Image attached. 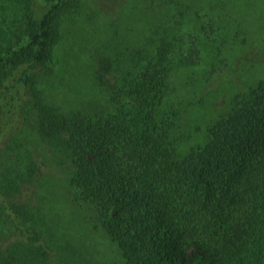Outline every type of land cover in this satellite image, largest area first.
I'll use <instances>...</instances> for the list:
<instances>
[{"label":"trees","instance_id":"16d2710c","mask_svg":"<svg viewBox=\"0 0 264 264\" xmlns=\"http://www.w3.org/2000/svg\"><path fill=\"white\" fill-rule=\"evenodd\" d=\"M9 1L20 12L0 17V264H103L100 248L112 264H264V81L205 130L183 121L203 93L215 97L214 82L235 85L264 62V0H145L161 24L139 41L129 25L114 35L74 109L44 85L69 27L93 8ZM188 23L197 34L181 49L170 27ZM31 144L65 179L58 213L26 199L44 166Z\"/></svg>","mask_w":264,"mask_h":264},{"label":"rangeland","instance_id":"374dc122","mask_svg":"<svg viewBox=\"0 0 264 264\" xmlns=\"http://www.w3.org/2000/svg\"><path fill=\"white\" fill-rule=\"evenodd\" d=\"M86 1L93 8V13L95 12V15L91 14V16L86 19V22L82 24L69 27L70 33L65 36L64 42H62L61 47L57 51L58 57L53 66L54 73L46 78L45 83L47 86L44 85L48 95L55 99L56 103L68 109L79 108L90 99L88 98L89 93L86 91L89 90V85H91L93 68L97 67V59L101 54H104L105 46H107L108 49H112L116 41L114 35L117 33L121 34L122 30L129 25V28L132 30L131 39H133V41H139L149 34V30L153 26L161 24L160 19L164 14L158 9L156 15V7H151L152 4L149 3L150 1L145 2V0L144 3L140 2V0ZM241 1L243 2V0ZM5 2L8 5L6 6L8 7V12H3L2 8L4 7L0 6V17L5 14L10 15L14 11L19 14L20 6H18V4L15 3L11 5L9 0H5ZM34 2L37 6L43 7L49 3V0H34ZM0 4H2L1 0ZM11 9L12 12H10ZM130 12H132V14H130ZM250 21L253 20L251 18L247 19L248 24ZM156 22L157 24H155ZM257 24L258 23H253L252 26H250V30ZM170 34L177 45L183 49L188 46L190 35L197 33L191 29L190 23H188L170 27ZM116 38H118V36ZM111 43L113 45H111ZM222 51H224L222 59L228 58L231 62H233L235 56L238 55L236 49ZM227 69H232V67L229 66ZM241 71L242 76L238 81L239 83L235 85L234 82L231 83V79L230 82L227 81L225 76L214 82L212 87L217 88L215 92L217 95L215 94L214 97L213 92V94H206L207 92L203 93V95H206L205 102L201 105L196 104L191 108L188 115L183 119L185 124L190 128L199 125L205 130L206 121L204 119H214L219 114L227 111L231 105V98L235 93L244 92L257 82L264 81V62H258L253 66L247 65L245 68L241 69ZM77 76H79L82 90L85 92L83 97L75 94V90L74 92L71 91V89H73L71 87H75V84L77 85L79 83ZM232 80L236 81V78L232 77ZM217 100L218 106L216 105ZM196 107L198 109H196ZM30 146L35 156H38L41 162L44 163V166L42 167V175L35 181L33 187H27L28 190L25 189L29 191L30 194L26 199L33 205H41L43 203L46 207H50L54 204L56 208L53 209V212L58 213L59 210L57 206H61V203L66 204L70 202L64 195V193H66V190H64L66 186L65 179L60 177L62 175L55 170L52 162L48 159V152L43 144H39L38 146L31 144ZM89 236L90 243L96 245L98 243L97 233L90 231ZM100 252H98L99 261L103 264H107L105 262L112 264V261L115 259L114 255L107 251L105 252V250L101 248Z\"/></svg>","mask_w":264,"mask_h":264}]
</instances>
